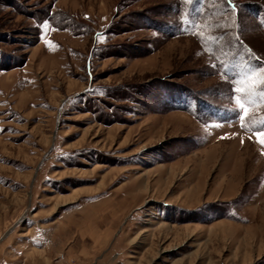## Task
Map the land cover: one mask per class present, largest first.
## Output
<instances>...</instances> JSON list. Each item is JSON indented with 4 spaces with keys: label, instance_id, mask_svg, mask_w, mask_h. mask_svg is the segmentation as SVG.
Instances as JSON below:
<instances>
[{
    "label": "rangeland",
    "instance_id": "374dc122",
    "mask_svg": "<svg viewBox=\"0 0 264 264\" xmlns=\"http://www.w3.org/2000/svg\"><path fill=\"white\" fill-rule=\"evenodd\" d=\"M249 62L264 0H0V264H264Z\"/></svg>",
    "mask_w": 264,
    "mask_h": 264
},
{
    "label": "snow or ice",
    "instance_id": "6c2138e0",
    "mask_svg": "<svg viewBox=\"0 0 264 264\" xmlns=\"http://www.w3.org/2000/svg\"><path fill=\"white\" fill-rule=\"evenodd\" d=\"M186 3H194L195 0H185ZM235 11V9H233ZM45 28H47V25H44ZM186 30V29H185ZM253 59H256L255 57ZM225 75L227 72L225 71ZM259 75L261 79V84L264 86V65H257L256 67H253L251 62L248 63L247 68L244 71V75L239 78L238 85L235 87L234 91L237 93L235 104L237 105L239 109V116L238 119L240 121V125L242 128H247V130L251 131V128L247 127L246 120L249 117V106L253 103V96L256 95L251 88L247 89V95L244 98H241L239 95L240 93H244L246 89L240 85L244 83V81L248 80L253 75ZM260 95V103L264 104V87L260 89L259 92ZM259 123L261 125H264V118H261ZM255 135L257 137V142L264 147V130H259L255 132ZM244 141L241 140V144H243Z\"/></svg>",
    "mask_w": 264,
    "mask_h": 264
},
{
    "label": "crops",
    "instance_id": "0c3cea01",
    "mask_svg": "<svg viewBox=\"0 0 264 264\" xmlns=\"http://www.w3.org/2000/svg\"><path fill=\"white\" fill-rule=\"evenodd\" d=\"M1 246L3 247L4 245H1ZM2 247H1V248H2ZM3 250H4V248H3ZM3 252H4V251H3ZM38 253H39V254H42V256H43L42 261L38 262L39 264H50L49 256H47V254L45 255L44 251H42V253H40V252L38 251ZM45 256H46V257H45ZM45 258H46V259H45ZM1 264H17V263H15V261H12V260L8 259L7 257H3V258H2V261H1Z\"/></svg>",
    "mask_w": 264,
    "mask_h": 264
}]
</instances>
